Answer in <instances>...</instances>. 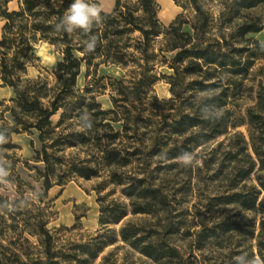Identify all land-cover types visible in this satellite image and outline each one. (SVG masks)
<instances>
[{"label": "trees", "instance_id": "1", "mask_svg": "<svg viewBox=\"0 0 264 264\" xmlns=\"http://www.w3.org/2000/svg\"><path fill=\"white\" fill-rule=\"evenodd\" d=\"M10 1H16L15 9L8 8ZM54 2L0 0V81L12 92L9 104L0 101V147H14L10 142L12 134L36 133L40 147L34 150L33 160L43 165L42 170H37L41 199L55 184L63 185L75 176L90 179L104 173V182L119 186L128 199L131 214H147L153 219L148 229L142 223H125L118 230L120 240L157 264L172 261L179 257V251L167 238L174 231L167 217L171 206L161 182H156L158 170L172 168L176 165L174 159L215 141L238 125L232 111L224 107L236 98V91L242 88L254 60L264 57V43L251 36L264 25L259 16L249 12L264 4V0H184L193 10L192 17L178 13L167 25L158 19L155 0H136V6L114 0L109 12L101 10V22L88 33L82 30L68 33L63 25L57 29L74 0ZM134 31L140 35L134 45L140 54L135 57L138 70L129 84L117 81L118 96H112L111 107L103 109L93 95L85 94L76 85L80 66L83 62L87 66L102 62L125 66L128 57L134 56L124 35ZM36 33L40 34L39 39L61 46L62 57L52 71L51 83L39 75L22 78L26 66L36 58L33 53ZM160 35L162 46L158 51L160 62L171 69L169 74H163L171 96L158 99L149 95L157 79L151 63L155 54L150 51L152 40ZM92 36L97 42L87 52L85 41L91 42ZM173 51L174 55L169 57L162 54ZM55 115L58 116L53 121ZM246 117L249 140L238 131L226 137L229 148L225 155L236 167V181L264 169V150L259 141L264 134V85H258L255 103L246 109ZM162 131L166 134L164 138L160 136ZM232 139L236 142H231ZM221 145L218 141L217 147ZM67 149L76 152L66 156ZM79 152L85 155L80 158ZM213 152L215 147L208 153ZM169 160L165 166L153 165ZM256 178L259 189L244 192L241 186L224 196V202L264 213V197L258 199L264 181L258 174ZM105 198H98V222L103 231L65 254L55 250L42 207L31 202L33 208H26L29 203L24 198L9 202L0 196V211L11 220L2 224L0 235L22 226L39 246L33 245L37 251L23 261L18 245L13 246L15 242L8 237L13 248L7 249L15 258L9 264H88L113 240L108 225L119 222L127 213L126 205L115 200L105 202ZM22 201L24 206H20ZM207 231L215 237L230 232L251 234L237 221L219 222ZM258 251L264 264V254L260 248ZM0 254V264H7L3 252Z\"/></svg>", "mask_w": 264, "mask_h": 264}, {"label": "rangeland", "instance_id": "2", "mask_svg": "<svg viewBox=\"0 0 264 264\" xmlns=\"http://www.w3.org/2000/svg\"><path fill=\"white\" fill-rule=\"evenodd\" d=\"M99 1L105 8L111 5V0ZM155 1L159 7L157 16L163 25H167L178 13H182L186 18H191L193 15L192 8L185 4L184 0ZM60 2L61 0H55L54 3ZM91 2L94 3L93 0ZM121 2L127 6H136V0H121ZM213 12L216 14L215 8ZM249 12L259 16L264 25V4L258 5ZM137 14H140V11ZM124 36L128 38L131 44L129 52L134 56L128 57L125 66L108 62L87 66L83 62L76 77V85L80 90L87 95H93L103 109L111 107L112 96H118L117 81L121 80L125 85L129 84V80L135 77V72L138 70L135 57H139L140 54L135 50L134 45L140 40L139 32H129ZM251 36L264 43V27ZM76 37L77 34H74V38ZM39 38L40 34L36 33V41L33 42V53L36 58L26 66V73L22 78H35L39 75L51 83L54 78L52 71L62 57L61 46ZM161 38L160 35L152 40L153 49L150 51L155 54L151 63H154L157 79L152 84L149 95H155L158 99L171 96L170 85L163 77V74H169L171 69L167 64L160 62L161 53L158 51L162 46ZM174 53L175 51L162 54L169 57ZM248 72L242 88L236 91V98L224 107L232 111V118L238 122V125L230 128L228 134L217 137L215 141L202 144L186 156L174 159L176 165L172 168L164 167L158 170L156 182H161L171 206L167 217L171 220L174 231L167 235V238L179 251L178 258L162 264H258V262L262 264L258 250L260 248L264 254V213L257 209L242 208L236 203L224 202V196L241 186L244 192L259 189L257 174L264 181V169L251 173L242 181H236V167L225 155L229 148V141L226 139L229 134L238 131L249 140L246 109L254 105L258 85H264V57L256 58ZM11 95V89L2 86L0 81V101L9 104L8 99ZM57 116H53L52 120L56 121ZM256 135L257 133L254 136ZM160 136L164 138L166 134L162 131ZM172 137L173 135H170V138ZM218 141L222 142L221 147H217ZM259 141L262 142V150H264V134ZM10 142L14 147H0V196L7 198L9 202L24 198L29 203L26 208H33L31 202L42 207L46 228L54 238L55 250L65 254L70 253L75 245L85 244L103 231L98 222L100 212L98 198L105 196V202L115 200L126 205L127 213L119 222L108 225L113 240L103 246L88 264H157L120 240L118 230L125 223H142L148 229L153 219L147 214H131L128 199L121 194L119 186L104 182V173L100 177L90 179L75 176L63 185L55 184L41 199L38 195L42 194L41 180L37 170H42L43 165L33 160L34 150L40 147L36 133L12 134ZM231 142L236 140L232 139ZM212 147H215V152L209 154ZM69 152L73 154L76 151L67 149L66 156ZM84 155L82 152L78 153L80 158ZM185 158H188L187 162ZM236 158L242 160L240 155ZM170 161H156L153 165L165 166L164 164ZM257 166L258 164L255 165V169ZM230 186L235 187L229 189ZM262 197L264 190L258 194V199ZM40 199L42 202L39 201ZM24 205L23 201L20 202V206ZM0 215H4L3 218L0 217L1 229L4 223L9 224L11 220L2 211ZM163 218L165 217L162 216ZM223 221L240 222L251 234L230 232L218 237L210 235L207 228ZM5 232V236L0 235V252H3L7 264L15 259L7 249V247L11 250L13 248L8 244V237L15 242L13 246L18 245L19 258L23 261L27 260L29 254L37 251L33 248V245H37V240L28 233L27 228L19 226L14 232Z\"/></svg>", "mask_w": 264, "mask_h": 264}, {"label": "clouds", "instance_id": "3", "mask_svg": "<svg viewBox=\"0 0 264 264\" xmlns=\"http://www.w3.org/2000/svg\"><path fill=\"white\" fill-rule=\"evenodd\" d=\"M101 20V8L96 3H92L91 0H74L60 23L56 25V28L59 29L63 25L64 31L68 33H73L76 30H82L88 33ZM90 40L91 42L85 41V50L87 52H91L97 42L95 36L90 37ZM187 161L188 158H185V162Z\"/></svg>", "mask_w": 264, "mask_h": 264}, {"label": "crops", "instance_id": "4", "mask_svg": "<svg viewBox=\"0 0 264 264\" xmlns=\"http://www.w3.org/2000/svg\"><path fill=\"white\" fill-rule=\"evenodd\" d=\"M93 1H96L98 3V6L101 8L102 11H105V12H109L112 7H113V4H114V0H111V5L109 7H103L100 3L99 0H93ZM17 7V4H16V1H10L8 3V8L9 9H15ZM1 26H2V21H0V29H1Z\"/></svg>", "mask_w": 264, "mask_h": 264}]
</instances>
